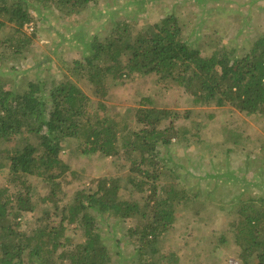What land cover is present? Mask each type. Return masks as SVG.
Listing matches in <instances>:
<instances>
[{"label":"trees","instance_id":"obj_1","mask_svg":"<svg viewBox=\"0 0 264 264\" xmlns=\"http://www.w3.org/2000/svg\"><path fill=\"white\" fill-rule=\"evenodd\" d=\"M30 1L0 0V28L10 24L12 30L8 37L1 36L0 58L7 41L17 53L31 49L33 36L20 37V30L32 21ZM36 1L64 18L77 17L102 0ZM136 3L142 0H110L104 6L103 25H111L106 38L96 33L87 38L83 23L73 31L71 38L83 53L73 61V78L54 81L46 89L39 73L24 91L0 82V173L6 179L0 187V264H118L101 232L104 216L139 219L130 229L139 243L134 264H178L177 253L164 252L157 243L175 228L178 206L186 207L188 197L174 182L161 185L167 167L160 146L172 143L180 134L177 122L190 118L193 111L158 107L146 95L126 110L122 123L118 117L124 112L110 113L105 99L125 79L155 74L156 82L183 88L198 105H231L247 115L264 116V33L242 54L214 45L213 52L204 55L188 41L176 12L140 28L116 20L121 10ZM92 96L99 99L93 102ZM191 125L185 132L200 131L199 121ZM67 140L81 154L111 157L129 171L100 177L94 188L77 190L61 205L78 174L63 156ZM127 184L131 194H143L141 199L125 198L121 189ZM42 205L43 214L56 219H40L32 232L22 230L23 217ZM234 219L230 225L242 258L264 264V199L248 198ZM69 224L83 229L84 241L75 243L66 235Z\"/></svg>","mask_w":264,"mask_h":264},{"label":"rangeland","instance_id":"obj_2","mask_svg":"<svg viewBox=\"0 0 264 264\" xmlns=\"http://www.w3.org/2000/svg\"><path fill=\"white\" fill-rule=\"evenodd\" d=\"M109 2L102 0L98 5L91 4L88 11L77 17L62 18L52 6L31 0L32 21L20 30V37L32 35V47L17 53L9 46V41L4 43L0 82L24 91L39 73L46 89L52 87L54 81L73 78V61L82 58L83 53L82 46L71 35L83 23L88 30L87 38L94 33L101 39L109 36L110 23L103 25L106 19L104 6L106 8ZM172 12L181 17L188 41L199 46L204 55H210L214 45L242 54L264 33V0H142V3L121 10L116 20L140 28ZM10 27L7 24L0 28V39L1 36L8 37L12 31ZM2 49L0 47V51ZM41 61L43 63L38 67ZM156 78L151 74L125 79L113 86L105 101L110 113L124 112L118 117L122 123L126 120V110L130 112L129 107H136L138 99L146 95L151 96L158 107L180 113L193 111L190 118L177 122L180 134L173 137L172 143L167 147L160 146L167 167L161 185L174 182L176 187L186 189L188 198L184 202L186 207L178 206L175 228L157 246L164 252L174 250L179 256L178 264H257L255 258L248 262L242 258L230 223L248 198L264 199V148L260 150V145L264 144V116L247 115L231 105H198L183 88H165L156 82ZM80 86L88 92L83 82ZM98 99L92 96L93 102ZM210 114L212 117L209 118ZM127 118L132 124L131 114L127 113ZM192 121H199L200 131L185 132L192 129ZM75 149L74 142L67 140L64 143L63 156L78 174L74 176V183L66 188L61 205H65L77 190L94 188L100 177L122 176L129 171L128 166L124 168L120 161L114 163L111 157L83 155ZM4 185L6 179L0 173V187ZM127 186L131 187L130 184ZM128 188L121 189L125 198L132 199L130 196L135 195L141 199L143 194H131L132 189ZM43 207L38 206L34 214L23 217L22 230L32 232L40 219H56L55 215L45 216ZM49 208L54 212L52 206ZM138 223V218H100L101 232L106 237L114 263L134 264L139 243L130 234V229ZM69 225L66 235L75 243L84 241L83 229L76 224ZM220 237L225 240L221 241Z\"/></svg>","mask_w":264,"mask_h":264}]
</instances>
